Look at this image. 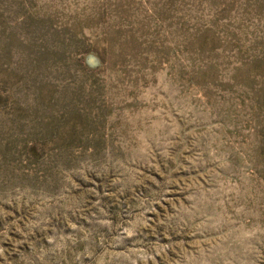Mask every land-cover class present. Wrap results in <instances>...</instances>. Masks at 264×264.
<instances>
[{
    "label": "rangeland",
    "instance_id": "obj_1",
    "mask_svg": "<svg viewBox=\"0 0 264 264\" xmlns=\"http://www.w3.org/2000/svg\"><path fill=\"white\" fill-rule=\"evenodd\" d=\"M0 264H264V0H0Z\"/></svg>",
    "mask_w": 264,
    "mask_h": 264
}]
</instances>
